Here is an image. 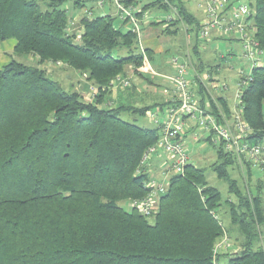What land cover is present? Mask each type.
I'll list each match as a JSON object with an SVG mask.
<instances>
[{
    "label": "trees",
    "instance_id": "1",
    "mask_svg": "<svg viewBox=\"0 0 264 264\" xmlns=\"http://www.w3.org/2000/svg\"><path fill=\"white\" fill-rule=\"evenodd\" d=\"M249 1L264 49V0ZM67 2L0 0V45L14 39L15 55L38 59V65L13 58L0 65V264H264L263 197L241 187L229 170L236 158L221 148L212 170L235 198H223L206 170L189 163L172 176L153 217L120 204L147 195L148 168L137 169L159 127L124 119L153 106H111L109 84L128 66H143L144 57L137 35L116 28L110 15L82 18L81 36L69 35ZM73 4L84 7L82 0ZM155 5L170 8L157 0L143 9ZM123 49L127 55L115 54ZM49 61L87 73L99 87L96 98L65 90L39 65ZM243 101L252 138L263 140L264 66L254 70ZM225 231L239 250L215 258Z\"/></svg>",
    "mask_w": 264,
    "mask_h": 264
},
{
    "label": "built area",
    "instance_id": "2",
    "mask_svg": "<svg viewBox=\"0 0 264 264\" xmlns=\"http://www.w3.org/2000/svg\"><path fill=\"white\" fill-rule=\"evenodd\" d=\"M119 17L128 26V30L135 33L144 64L156 74L152 68L145 47L142 43L143 29L138 11L133 5H125L115 0ZM203 10L204 18L201 23L200 37L208 40L216 37L228 41H237L241 46V59L246 65L237 69L238 83L235 93V107L230 115L216 114L203 106L195 97L194 82L190 78V67L185 61L177 57L171 60L174 72L164 78L173 84L169 105L165 108L164 118L151 112L150 118L159 127L158 140L147 148L141 159L137 173L145 167L149 171V179L145 186L149 188L147 195L129 202L131 208L137 209L142 215L153 217L157 214L160 198L170 186L174 175L184 174L186 166L190 163V156L186 150L185 133L192 123L199 129L201 135L207 137L215 148H221L234 156L236 160L264 172V139L256 141L252 138L254 130L244 116L245 103L243 94L254 79V70L264 66V49L256 38L254 24L255 9L249 0H198ZM102 4V2H100ZM86 18L92 19L96 15L93 10H85ZM174 17V15H173ZM169 20L172 16L168 17ZM118 84L122 89L132 85L130 78L119 74L111 81V85ZM209 86L219 89L222 93L228 90L226 83ZM94 89L87 97L90 101L96 96ZM164 157L163 164L158 173L149 169L152 160ZM219 219L218 215H215ZM230 238L225 231L214 248L215 258L219 253L229 252ZM236 252V251H234Z\"/></svg>",
    "mask_w": 264,
    "mask_h": 264
},
{
    "label": "crops",
    "instance_id": "3",
    "mask_svg": "<svg viewBox=\"0 0 264 264\" xmlns=\"http://www.w3.org/2000/svg\"><path fill=\"white\" fill-rule=\"evenodd\" d=\"M82 1L84 2V10L88 8L86 3H89V9H92L95 14H101L102 16L110 15L115 18V20L117 18V20L114 21L115 27L122 30H128V26L124 22H122L119 17V12L116 4L114 3V0ZM155 1L157 0H153L147 4H151ZM164 1L170 6L168 10L159 5L151 6L149 9H143L146 4L140 5L139 0L136 4L133 5L138 11H140V13H138V17L141 20V26L143 29L142 43L145 47L151 66L154 65L152 68L155 70L156 74H152V76L147 71L145 66H128L125 74L131 75L133 78H136V80L141 84H139L140 86H137V84L134 89H124L118 91L112 90L111 101L115 102L116 104H134L137 107L156 105L164 110L167 105H169L170 95L174 87L171 82L164 78V76L172 74L175 70L172 64L165 63L163 56H165V53H167V51L172 48L177 50L178 52L183 51V59L190 67V78L194 82L195 97L198 99V101H200L203 106L211 109L214 112L217 111L218 113L222 112L230 115L235 107V93L238 83L237 69L241 66L246 65V62L242 61L241 54L239 58L235 60L233 57L234 53L231 49L227 53H221L218 58L209 57V59H203L201 56V53L203 51H217L220 46L219 43L225 40L216 37L205 40L200 37L201 27L200 30H197L194 25L196 21L201 24L204 18V13L199 6L198 0H178L190 15L189 21L183 19V17L178 13V8L173 5L177 2L176 0L174 3H172L170 0ZM100 2H102V4H100ZM68 8L71 18L79 15L77 13V7H75L74 4ZM170 16H172L171 20L168 19V17ZM191 21H193L194 23H189ZM160 26H163L164 29L161 30ZM179 31H184L182 32L185 37V41L183 43L172 39L174 35L179 34ZM162 36H167L164 39H168L165 42V45L159 43V40H161ZM7 42H9L14 49L16 43L14 39H9L1 43L0 49L4 45V43ZM230 42L238 43L237 41ZM136 51L139 53V50ZM127 53L128 51L124 49L115 52L116 55H127ZM160 55L161 58L159 57ZM9 60H3V62L1 60L0 65L6 64L7 62H9ZM222 60H226L227 64L223 65ZM66 77L67 79L72 81L71 76ZM76 78V81H72V88L80 91L79 89H81V87H79V85L77 84L78 76H76ZM146 79L149 81V85L147 86L143 85L142 83L143 80L145 81ZM210 83H226L228 85V90L225 93H222L219 89H215L209 86ZM141 88L144 89L143 91L147 90L150 94H147L144 97V93H141L140 91L142 90ZM87 89L88 88L86 86L82 90L86 91ZM82 90L81 92H83ZM160 95H164L165 98L160 99ZM220 98L222 100H220ZM225 106L228 108L227 110H229V112L226 111ZM151 112L154 111L152 109L149 110L147 112V115H149ZM150 120L153 121L151 118ZM189 134L194 136V140L198 141L200 139L208 141L207 137L201 135L199 129L192 123L189 124V128L185 133V138H187ZM162 158L164 157L161 156L154 158L149 169L153 172L159 171L162 167L163 162L165 161V158ZM191 161H193V159L190 160V163H194ZM251 172L252 169H250L249 179H254ZM256 179V183L260 184V186L258 185L259 191H261L263 189L262 186H264V177L259 176ZM237 250H239V247H236L233 251L230 249L229 252H234Z\"/></svg>",
    "mask_w": 264,
    "mask_h": 264
},
{
    "label": "rangeland",
    "instance_id": "4",
    "mask_svg": "<svg viewBox=\"0 0 264 264\" xmlns=\"http://www.w3.org/2000/svg\"><path fill=\"white\" fill-rule=\"evenodd\" d=\"M151 1H153V0H139V4L140 5H145V4H147V3L151 2ZM73 2H74V0H68V2L65 4V6L68 8V7L73 5ZM114 3L116 4L115 0H114ZM86 5L88 7L87 9H89V7H90L89 3H86ZM84 9H85L84 7H83V9L82 8H80V9L77 8V13L79 15H77L74 18L73 17L70 18L69 24H68V27H67L68 34L69 35L74 34L76 38H79L81 36L82 32H83L84 26H83V24H81V20H82V18H86V16H85L86 14H85V10ZM89 10H91V9H89ZM93 13L95 14V12H93ZM86 19L91 20L89 18H86ZM116 20H117V18H116ZM160 29L162 30V29H164V27L160 26ZM182 32H184V31H179V34L178 35H174V37H172V39L176 40V41H178L180 43H183L185 41V37H184ZM166 37L167 36H162L161 40H159V43L165 45V42L168 40V39L164 40ZM219 44H220V46H219L217 51H215V50L203 51L201 53L202 58L203 59H209V57L218 58L221 53H227L230 49L234 53V56H233L234 59L236 60V59L239 58V56L241 54V48H240L241 46L238 43L230 42L228 40H225V41H223V42H221ZM136 50H139V53L141 52V50L139 48V45H138V48H136ZM182 53H183V51L178 52L177 50L171 48V49H169L167 51V53H165V56H163V59H164L165 63H167V64L170 63L171 60L173 58H175V57H177L180 61H184V59H183L184 56H183ZM146 55H147V53H146ZM159 57L161 58V55ZM11 58L16 59V60L21 61V62L28 63V64H36V65H38L37 57L15 55L14 52H13V48H12L11 44L9 42L4 43V45L0 49V59L3 62V60H9ZM222 63H223V65L227 64L226 60H222ZM39 65L41 67L45 68V70L47 71L49 76L51 78H53L54 80L58 81L62 85V87L65 90H67V91H71L72 90V81L73 82L76 81L77 80L76 76H78L77 84L79 85V87H81V89H79V90L81 91L86 86L88 88L86 91L82 90L85 100L87 99V97H90L89 94L91 92H93L94 89H97V92H96L97 94L99 93V87L96 84H94L93 82L88 80V74L87 73H82L80 71L70 69L69 67H67L68 65L66 63H64V62L49 61L47 63L39 64ZM143 66H145V68L147 69V71L151 75L153 74L145 64H143ZM143 66H141V67H143ZM122 75L127 76L128 78H130L131 83H132L131 86H133V84H135L134 85L135 87H136L137 84H138L137 86H140L139 84H141V83L138 82L136 80V78H133L131 75H126V74H122ZM66 76H71V80L72 81L67 79ZM142 83H143V85H146V86L149 85V81L147 79L145 81L143 80ZM131 86L128 87V88H125V89H129V88H131ZM109 88L111 90H114V91L124 90L118 84L111 85V82L109 84ZM102 90H107V87L103 86ZM143 90L144 89H142L140 91H141V93H144V95H143L144 97L147 94H150V93H148L147 90H145V91H143ZM76 91H78V90H76ZM159 97H160V99L165 98L164 95H160ZM95 98H96V96L94 98H92L90 101H92ZM109 104L111 106L112 105H116V103L111 101V100H110ZM152 110L155 113L159 114V118L161 120L164 118L165 109L162 110L161 108H159L158 106L155 105V106L152 107ZM122 117L124 119L128 120V121L138 123V124H140L142 126L155 127L157 125L154 121L150 120V117L147 114L146 115H142V114H140L138 112H132V113H124V114H122ZM185 145H186L187 153L190 156V160L193 159V161H191V162H194V164L196 166L204 168L206 170L207 179H208L209 183L214 185V186H216L217 188H219L221 190L223 198H227L228 196L229 197L231 196L232 198H235L234 195H230V193H228V184H227V182H225L223 179L218 178L217 174L212 170V164L216 160V148H215V146L212 143H210L209 141L200 140V139L198 141L194 140V136L191 135V134H189L188 137L186 138V144ZM162 159H164V158H162ZM166 163L167 162H165V163L163 162L164 165ZM251 169H252L251 173L253 174V178L254 179H249L250 168L248 166H246L244 163L241 164V163H239L237 161V166L229 167V170L231 171L232 176L238 181V183L241 185V187H244V189L247 190V193L253 192V194H260L263 197V203H264V186H262L263 189L261 191H259L260 184L256 183V181H257L256 178H258L259 176H263L264 177V172H262V171H260V170H258L256 168H253V167H251ZM157 173L158 172H156V174ZM120 204H122L127 209L130 208L128 203H120ZM224 217L227 220L228 214L225 213ZM235 244H236L235 240L231 237L230 238L229 251H230V249L232 251L235 250V248L237 247V246H235ZM225 259L227 260V258H225Z\"/></svg>",
    "mask_w": 264,
    "mask_h": 264
}]
</instances>
